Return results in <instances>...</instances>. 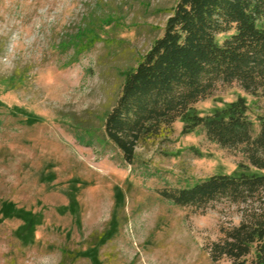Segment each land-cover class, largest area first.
I'll list each match as a JSON object with an SVG mask.
<instances>
[{"label":"rangeland","instance_id":"obj_1","mask_svg":"<svg viewBox=\"0 0 264 264\" xmlns=\"http://www.w3.org/2000/svg\"><path fill=\"white\" fill-rule=\"evenodd\" d=\"M178 1L0 0V264H230L213 262L209 247L240 223L237 207H181L160 191L264 171L242 168L243 156L201 127L184 133L182 119L140 143L132 165L104 131ZM238 98L257 135L264 94L237 83L192 114Z\"/></svg>","mask_w":264,"mask_h":264},{"label":"trees","instance_id":"obj_2","mask_svg":"<svg viewBox=\"0 0 264 264\" xmlns=\"http://www.w3.org/2000/svg\"><path fill=\"white\" fill-rule=\"evenodd\" d=\"M234 83L253 96L264 94V0H179L163 35L127 73L105 136L132 165L140 143L171 133L182 119L188 121L184 133L201 127L210 142L238 151L248 162L242 168L264 171V116L254 135L243 98L211 115L192 114L218 86ZM160 194L181 207L236 206L240 223L222 230L209 256L215 263L264 264V173L213 175Z\"/></svg>","mask_w":264,"mask_h":264},{"label":"clouds","instance_id":"obj_3","mask_svg":"<svg viewBox=\"0 0 264 264\" xmlns=\"http://www.w3.org/2000/svg\"><path fill=\"white\" fill-rule=\"evenodd\" d=\"M40 14L41 16H44L49 22H52L48 16L45 15V12H44V9H41L40 10ZM20 36L17 34V35H14L13 38H12V46L13 48H16L19 46V41H20ZM7 59V57H5V60Z\"/></svg>","mask_w":264,"mask_h":264}]
</instances>
